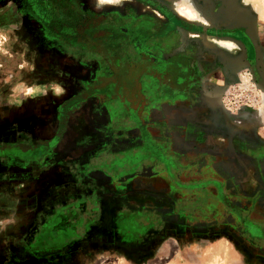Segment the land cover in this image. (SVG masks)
<instances>
[{"label":"flooded vegetation","instance_id":"1","mask_svg":"<svg viewBox=\"0 0 264 264\" xmlns=\"http://www.w3.org/2000/svg\"><path fill=\"white\" fill-rule=\"evenodd\" d=\"M170 1L0 0L33 79L64 90L0 125V203L10 210L11 183L41 186L15 203L26 228L0 236V264H74L105 245L137 260L166 237L226 235L264 253V133L225 108L245 72L262 80L246 33L257 19L241 0L230 17L228 0H197L203 24Z\"/></svg>","mask_w":264,"mask_h":264},{"label":"rangeland","instance_id":"2","mask_svg":"<svg viewBox=\"0 0 264 264\" xmlns=\"http://www.w3.org/2000/svg\"><path fill=\"white\" fill-rule=\"evenodd\" d=\"M252 2L254 0H241V4L249 8V10L245 9L249 11L247 14L253 15L257 19L258 36L255 37V45L261 52V59H258L257 65L261 69L264 80V16L263 18L257 16L251 7ZM180 3L181 5L192 4L190 0H180ZM234 3V0H228L222 15L227 14L230 17L235 11ZM199 4L204 6L205 3L198 1V6ZM9 7L11 6L8 2H5L2 6L0 3V125L12 121L14 117L22 114L27 109L44 111L47 97L50 96V98L59 101L62 100L61 96L64 92L63 88L56 82L36 81L31 76L33 61L27 58L29 56L26 53L29 50L26 45L18 43L19 40L14 32L15 24L11 23L13 22L12 12H7L10 11L8 10ZM245 10L243 11L245 12ZM203 20H201V23L205 24ZM251 28L252 25L247 27V29ZM220 40L230 41V43L236 45L237 49L231 51L217 46L218 50L215 47L211 51L219 53L220 56L226 59L235 53V55L238 54L239 46L235 42L229 39ZM242 68L248 70L247 66ZM243 76L241 82L231 89L234 97L230 104L229 102L226 103L225 108H229L235 113L241 112L242 115L240 116L242 118L245 119L246 117L253 122H257V130L263 134L264 91L258 87V83L255 82L253 85V82H249L248 72H245ZM40 189L41 186L22 182L11 183L10 186L1 188V194L5 195L7 202L12 203L9 207L10 210L3 206V203H0V223L3 224V227H0L1 237H14L26 228L25 219L17 215L18 209H15L17 206V204L15 206V203L20 200L26 201L30 196L37 195ZM102 204L104 214H108L110 201L103 198ZM76 246L79 247V244H76ZM105 246L107 248H102L99 252H88L85 256L75 258L74 261H80L81 263L74 264H264L263 252L250 253L242 251L237 241L226 235L198 236L183 241H179L174 237H166L157 251L137 260L129 258L127 253L111 250L109 245Z\"/></svg>","mask_w":264,"mask_h":264},{"label":"bare ground","instance_id":"3","mask_svg":"<svg viewBox=\"0 0 264 264\" xmlns=\"http://www.w3.org/2000/svg\"><path fill=\"white\" fill-rule=\"evenodd\" d=\"M95 1L99 5H111L114 3L121 4L123 1L125 2V0H95ZM170 2L172 3L173 7H175L176 12L179 15H181L183 18H185L189 21H196V22H200V23H201V20L204 19L201 11H199L200 10V4L198 6L197 0H190V2H192L191 5L190 4L189 5H187V4L181 5L180 0H171ZM194 6H196V8H194ZM251 7H252L253 11L256 12V14L259 18H263V16H264V0H254V2H252V4H251ZM205 21H206V18L203 20V22H205ZM196 39L199 40L200 45L202 46L203 49H207L209 51L214 50L215 47L217 48V46L222 47L224 49L231 50V51H233L234 49H237L235 44L230 43V41H222L219 38H207V37L197 36ZM218 49L219 48H217V50Z\"/></svg>","mask_w":264,"mask_h":264},{"label":"water","instance_id":"4","mask_svg":"<svg viewBox=\"0 0 264 264\" xmlns=\"http://www.w3.org/2000/svg\"><path fill=\"white\" fill-rule=\"evenodd\" d=\"M248 13V12H247ZM250 25H252V28L251 29H247V31H246V33H247V36H248V38H249V41H250V43H251V45H253L254 46V51L256 52V63H258L257 61H258V59H261V52H260V49L255 45V37H256V34H255V31H256V26H255V24H250ZM249 26V25H248ZM203 28V30H205V27H202ZM251 31V33L249 34V32ZM261 78H262V76H261ZM258 87L262 90V91H264V80H263V78H262V80L260 81L259 80V82H258Z\"/></svg>","mask_w":264,"mask_h":264},{"label":"clouds","instance_id":"5","mask_svg":"<svg viewBox=\"0 0 264 264\" xmlns=\"http://www.w3.org/2000/svg\"><path fill=\"white\" fill-rule=\"evenodd\" d=\"M0 227H3V224L2 223H0Z\"/></svg>","mask_w":264,"mask_h":264}]
</instances>
